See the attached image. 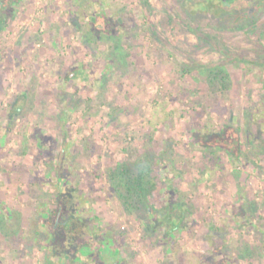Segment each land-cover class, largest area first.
Instances as JSON below:
<instances>
[{"label": "rangeland", "instance_id": "obj_1", "mask_svg": "<svg viewBox=\"0 0 264 264\" xmlns=\"http://www.w3.org/2000/svg\"><path fill=\"white\" fill-rule=\"evenodd\" d=\"M5 1L0 264H102L105 247L119 264H264V13L247 33L187 0ZM99 13L97 39L87 17ZM210 33L220 44L199 39ZM222 60L224 91L185 71ZM141 169L154 214L122 202ZM58 213L75 229L67 243Z\"/></svg>", "mask_w": 264, "mask_h": 264}, {"label": "trees", "instance_id": "obj_2", "mask_svg": "<svg viewBox=\"0 0 264 264\" xmlns=\"http://www.w3.org/2000/svg\"><path fill=\"white\" fill-rule=\"evenodd\" d=\"M211 1L212 0H187L186 2L188 3L190 7L194 9L196 8L195 10L197 11H200L204 14H211L214 17L219 18V22L223 27L233 29V30H246L247 33L250 31H253L255 27H258V24L256 22V15L259 13L260 14L264 13V0H259L257 10L255 12H250L249 10L244 11V12L239 10L238 12H236L234 9H226L222 7L221 5H212L210 3ZM0 3L7 10V12L10 11V8L8 7V4L6 3L5 0H1ZM87 18H88L90 30L94 32L93 34H96L95 38L100 39L99 38L100 36H97V35L101 34V32H106L108 30L106 26V22H105L106 16L104 14L99 13L97 15L90 14L88 15ZM199 39L202 41H209V42L216 41V42H213L215 44L219 42L217 38V34H212V33L207 34L206 36L202 35L199 37ZM220 51L224 52L227 57L229 56L231 57L233 54H235V52L233 53V51L229 52V50L222 49V48ZM226 63H229V62L222 60V62H216V63L208 62V63L196 64V65L191 66L190 69L187 68L185 71L192 73L193 69L195 68L198 69L206 77L211 87L214 88L219 84L220 85L219 89L224 91L225 89L227 90L229 86L231 85V76L226 68V65H227ZM78 69H79V73L81 74V76L84 77L86 81H89L90 78L93 79V77H91V75H93L92 72H86L85 69H83L81 66H79ZM22 103L23 102H21L20 104H18L17 106L13 108V111L15 113L16 112L19 113L20 111H22L23 109L21 107ZM229 130L232 131L233 128L228 126L225 128V130H223V132L226 133V135L228 136L227 132ZM213 136L216 138L218 142H220L222 139L219 134H214ZM200 142L205 143L204 139L202 138ZM222 147L225 149L226 153L232 158H234L235 160L237 161L242 160L241 153H240L241 151H239L238 146L235 147V146L226 144ZM145 174H146V171L141 169L139 174H137L138 176L137 178L136 177L133 178V176H130L128 178L127 183L125 184V186L127 187L128 194L121 195V198H122L124 207L129 212H136V211L141 210L143 207H145L147 210H149V212H152V214H154V211L152 210L151 206H148L144 202V197L147 195L148 190H149L147 186L145 185L146 184ZM68 185L69 184L65 182V185L63 188V194L65 196L66 195L69 196L68 194L69 186ZM131 198H135V200L132 201ZM178 209L183 211L184 207L180 206L179 208H177V210ZM173 213L171 212L170 218L173 217L174 215ZM60 215L61 213L56 214V216L53 215L55 216L54 217L55 222H53L52 228L54 231H58L60 235L65 237V241L67 243L72 238L71 234L72 232L75 231V229L74 228L70 229V226H68V223L65 220L63 222H65L66 225H64V223L61 222ZM170 223H171V227L168 231V233L170 234L181 227L179 223H174V222H170ZM59 239L57 241H59ZM226 261L224 262L227 264H232L230 260H226ZM215 264H224V263L216 262Z\"/></svg>", "mask_w": 264, "mask_h": 264}, {"label": "flooded vegetation", "instance_id": "obj_3", "mask_svg": "<svg viewBox=\"0 0 264 264\" xmlns=\"http://www.w3.org/2000/svg\"><path fill=\"white\" fill-rule=\"evenodd\" d=\"M240 2L244 3V5L248 2H252L254 4V6L257 8L258 6V2L259 0H240ZM212 5H221L222 7L226 8V9H234L239 6L242 5L239 3V0H212L210 2ZM244 10V9H243ZM250 11V9H249ZM252 12V11H250ZM64 225H66L65 222H63ZM108 248H104L101 249L99 252V260L94 259L92 260L93 263H102V264H119L121 260L117 259L114 261H111L110 258H118L119 257V253L118 251H112L110 250V253L108 254L107 252ZM77 257L79 258V255H81V251L79 250L78 252H76Z\"/></svg>", "mask_w": 264, "mask_h": 264}]
</instances>
